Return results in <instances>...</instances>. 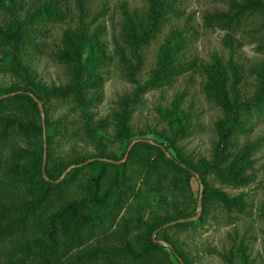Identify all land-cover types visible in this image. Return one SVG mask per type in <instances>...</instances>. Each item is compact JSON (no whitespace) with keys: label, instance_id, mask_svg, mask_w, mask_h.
<instances>
[{"label":"trees","instance_id":"16d2710c","mask_svg":"<svg viewBox=\"0 0 264 264\" xmlns=\"http://www.w3.org/2000/svg\"><path fill=\"white\" fill-rule=\"evenodd\" d=\"M75 1L82 13L88 0ZM146 2L147 9L141 13L121 6L120 30L112 40L122 76L131 84H137L142 71L144 49L159 36L172 13L170 0ZM229 4L233 12L206 14L204 25L226 31L225 46L233 51L231 34L242 30L253 16L264 14V0H229ZM65 17L60 0H0V59L23 85L0 92V264H191L168 231L201 225L216 207L227 213L246 212L243 195L232 197L212 187L208 178L232 188L254 181L255 146L236 148L233 139L246 132L250 119L264 122V66L253 70L255 92L244 99L238 90L241 69L232 60L223 65L213 58L209 65L196 61L184 67L180 58L186 41L181 33H170L168 43L159 50L150 80L132 96L122 97L112 114L114 142L125 145L117 157L107 153L103 144L105 137L100 131L107 121L100 120L95 130L89 126L92 115L86 111L102 99L100 71L109 59L99 28L90 34L81 22L63 35L61 49L53 55L54 61L67 69L69 82L63 87L36 81L23 64L26 52L43 46L38 41L48 33L43 28L63 22ZM189 70L204 77L206 99L223 113L216 125L219 141L213 158L196 163L178 146L191 133L189 117L181 110L184 93L175 97L170 110L160 111L170 131L166 142L135 140L130 125L133 106L145 90L161 89ZM63 102L82 109L87 130L96 138L94 156L52 160L50 148L60 133V122L50 123L46 106ZM195 173L203 186L202 211L198 219L179 223L200 213L201 194L195 196L192 191ZM82 174L85 182H80ZM151 194L162 203L172 198L174 211L145 219V205L139 201ZM181 201L192 211L180 208ZM122 210L128 218L121 215ZM261 217L264 219V204ZM156 231V240L167 242L170 248L155 241ZM109 240L124 245L107 248L93 244ZM236 254L241 264H250L243 246L222 258L234 264Z\"/></svg>","mask_w":264,"mask_h":264},{"label":"rangeland","instance_id":"374dc122","mask_svg":"<svg viewBox=\"0 0 264 264\" xmlns=\"http://www.w3.org/2000/svg\"><path fill=\"white\" fill-rule=\"evenodd\" d=\"M65 12L63 22L53 24L45 37L38 41L43 44L40 50L26 52L23 64L33 73L36 81L47 86L63 87L69 82L67 69L53 59L56 51L61 49L65 32L74 30L83 22L89 33L97 28L101 31V41L105 44L109 58L106 66L100 71L103 78L102 99L86 111L92 115L90 127L98 129L100 120H106L107 126L100 131L105 139L107 153L120 157L125 145L114 142L115 128L112 114L117 111V104L122 97L132 96L139 88H144L156 69L160 48L168 43L170 33H181L186 47L180 62L184 67L190 63L209 65L213 58L221 60L225 65L229 61L241 69V82L238 90L244 99L251 98L255 92L256 77L253 70L264 66V14L250 18L242 30L231 34L234 40L233 51L224 43L226 31L207 28L204 25L206 14L230 13L229 0H170L172 13L159 36L144 49V65L137 76V84L127 82L122 76L121 65L115 55L113 36L120 30L122 20L121 6L125 4L130 11L144 12L146 0H88L79 11L75 0H60ZM241 2V0H235ZM229 84L231 83V75ZM204 77L196 71H186L169 85L161 89L145 90L139 96V102L133 106L131 128L134 139L159 140L166 142L170 136L167 123L162 119L160 111L171 109V104L178 94L184 93L185 99L181 110L189 117L190 135L179 141L178 146L196 163L199 159L211 160L219 141L216 125L223 119L221 109L210 103L204 94ZM13 86H23L19 79L5 68L0 59V92ZM50 123L60 122L59 132L53 139L50 154L53 161H71L80 157L88 158L96 154V138L87 130V120L81 108L74 103H52L46 106ZM236 148L247 145L255 146L252 159L254 164V181L246 187L232 188L208 178L209 184L219 188L232 197L244 196L246 212L227 213L219 207L213 208L201 225L183 229H173L168 236L188 255L191 264H227L222 255L235 251L239 246L246 249L250 264H264V219L261 209L264 204V122L250 119L246 132L234 137ZM26 147V144H22ZM80 182L86 181L81 175ZM140 186V182L136 187ZM81 192L78 187H73ZM195 196L202 193L197 179L192 181ZM79 195V194H77ZM75 194V197H78ZM135 206L136 203L132 202ZM145 205L144 218L150 215H163L173 212L172 198L162 203L160 198L151 194L146 200L139 201ZM180 208L191 212L181 201ZM198 213V212H197ZM121 215L128 218L125 210ZM103 236L102 238H105ZM118 240V239H117ZM102 247H122V241L109 240L93 242ZM234 264H241L236 254Z\"/></svg>","mask_w":264,"mask_h":264},{"label":"water","instance_id":"95a60500","mask_svg":"<svg viewBox=\"0 0 264 264\" xmlns=\"http://www.w3.org/2000/svg\"><path fill=\"white\" fill-rule=\"evenodd\" d=\"M39 108L41 109V112H42V105H41V104H39ZM42 113H43V112H42ZM135 142H136V141H134L132 144H134ZM149 142H151V141H149ZM45 148H46V145H45ZM130 148H131V147H130ZM130 148H129V150H130ZM128 153H129V152H127V154H126V156H125L123 162L127 159ZM167 155L170 156L168 153H167ZM117 163L119 164V163H121V162H117ZM72 168H73V166L70 167V168H68V170L66 171V173L69 172V171H71ZM66 173L63 174V176L59 179V181H61V180L66 176ZM195 177H196V179L198 180V183H199V185H200V187H201V191H202V190H203V186H202L201 178H200V176H199L197 173H195ZM59 181H58V182H59ZM201 199H202V194L200 195V199H199L200 213L198 214V216H196V217H194V218H190V219L179 220V221H178L179 223L191 222V221H194V220L198 219V217L200 216L201 211H202ZM166 227H167V226H166ZM158 232H159V231H156V232L154 233V235H153V238L155 239V241H156L157 243H159L160 245H163V246H165V247L170 248V245H169L167 242H165V241H161V240H156V236H157ZM181 263L183 264L182 261H181Z\"/></svg>","mask_w":264,"mask_h":264}]
</instances>
